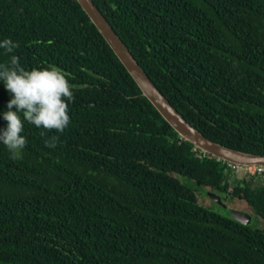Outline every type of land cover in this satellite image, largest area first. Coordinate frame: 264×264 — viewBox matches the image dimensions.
Segmentation results:
<instances>
[{
    "label": "trees",
    "instance_id": "trees-1",
    "mask_svg": "<svg viewBox=\"0 0 264 264\" xmlns=\"http://www.w3.org/2000/svg\"><path fill=\"white\" fill-rule=\"evenodd\" d=\"M92 2L191 126L264 156V0ZM5 38L19 47L0 48V64L54 65L74 100L63 133L24 121L16 158L0 142V264H264V230L202 205L179 179L264 219V175L180 138L76 0H0ZM11 98L0 81V132Z\"/></svg>",
    "mask_w": 264,
    "mask_h": 264
},
{
    "label": "clouds",
    "instance_id": "clouds-1",
    "mask_svg": "<svg viewBox=\"0 0 264 264\" xmlns=\"http://www.w3.org/2000/svg\"><path fill=\"white\" fill-rule=\"evenodd\" d=\"M17 47L18 43L10 38L0 42V48L6 54L13 53ZM67 77L68 73L54 65L44 69L25 70L15 55L11 56L10 62L0 64V81H3L12 96L7 105L8 110L3 113L7 128L0 132V142L13 158L19 156L27 144L26 137L22 135L24 121L37 128L55 130L58 133H63L68 127L69 102L74 100V86ZM13 107L15 111L12 110ZM58 141L59 136H52L45 140V146L55 148Z\"/></svg>",
    "mask_w": 264,
    "mask_h": 264
},
{
    "label": "water",
    "instance_id": "water-1",
    "mask_svg": "<svg viewBox=\"0 0 264 264\" xmlns=\"http://www.w3.org/2000/svg\"><path fill=\"white\" fill-rule=\"evenodd\" d=\"M76 1L135 81L142 96L151 103L180 138L188 141L201 153L210 155L218 161L244 167L260 166L264 168V156L234 150L216 143L191 126L158 90L92 0ZM225 199V197H220L218 204L220 207H225Z\"/></svg>",
    "mask_w": 264,
    "mask_h": 264
},
{
    "label": "rangeland",
    "instance_id": "rangeland-1",
    "mask_svg": "<svg viewBox=\"0 0 264 264\" xmlns=\"http://www.w3.org/2000/svg\"><path fill=\"white\" fill-rule=\"evenodd\" d=\"M179 179L184 185L193 189L198 194V202L202 205L211 207L218 214L240 224L264 230V219L259 218L247 210V205L243 201L228 198V200H225L224 202L225 207H220L218 204L221 196L204 190L202 187L197 186L187 178L180 177ZM213 195L215 197H212Z\"/></svg>",
    "mask_w": 264,
    "mask_h": 264
},
{
    "label": "built area",
    "instance_id": "built-area-1",
    "mask_svg": "<svg viewBox=\"0 0 264 264\" xmlns=\"http://www.w3.org/2000/svg\"><path fill=\"white\" fill-rule=\"evenodd\" d=\"M227 166L230 168L231 171H235L236 173H242L245 175H256V176H262L264 175V168L260 166H239L234 165L231 163H226Z\"/></svg>",
    "mask_w": 264,
    "mask_h": 264
}]
</instances>
